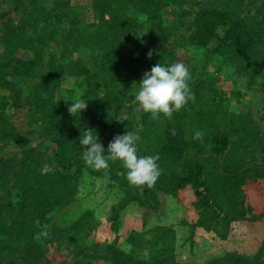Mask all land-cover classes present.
I'll return each instance as SVG.
<instances>
[{
    "label": "trees",
    "instance_id": "trees-1",
    "mask_svg": "<svg viewBox=\"0 0 264 264\" xmlns=\"http://www.w3.org/2000/svg\"><path fill=\"white\" fill-rule=\"evenodd\" d=\"M45 1L0 0V264H264V128L176 50L264 93V0ZM158 62L189 68L194 100L153 120L133 91ZM85 129L105 150L139 135L155 185H130L120 161L88 167Z\"/></svg>",
    "mask_w": 264,
    "mask_h": 264
},
{
    "label": "clouds",
    "instance_id": "clouds-1",
    "mask_svg": "<svg viewBox=\"0 0 264 264\" xmlns=\"http://www.w3.org/2000/svg\"><path fill=\"white\" fill-rule=\"evenodd\" d=\"M147 55L151 58L152 51ZM190 78L189 68L183 63L158 62L150 71L143 72L140 82L136 84L134 102L153 120H158L161 115L169 117L194 100L189 85ZM86 108L87 100L74 99L69 102L67 110L70 115L79 118ZM200 135L197 132L194 138H200ZM140 139L139 135L126 131L115 136L105 150L97 133L94 134L92 129H85L79 137L81 158L93 170H107L109 161H120L122 168L126 170L123 174L130 185L151 188L161 175L159 155L139 156L137 146ZM54 171V167L48 164L41 169L42 174Z\"/></svg>",
    "mask_w": 264,
    "mask_h": 264
},
{
    "label": "rangeland",
    "instance_id": "rangeland-1",
    "mask_svg": "<svg viewBox=\"0 0 264 264\" xmlns=\"http://www.w3.org/2000/svg\"><path fill=\"white\" fill-rule=\"evenodd\" d=\"M46 5L52 3L51 0H46ZM48 3V4H47ZM194 8H197L196 6ZM84 15V19L87 20L86 14ZM167 21L173 20L172 23H176V18L174 17V12L169 11L166 13ZM187 28H180L176 33L175 36L171 39V46L177 47L178 40L183 37L187 36ZM180 56L185 57L186 59L192 61L195 65H197L199 72L201 73L203 78H205V74H207L208 79L212 78H218L217 87L219 90H223L226 92H229L228 100H229V106L232 108V111L235 112H242L244 110L249 109L253 113V118H255L257 121L261 123V126L264 128V93L258 88L248 89L244 88L240 91V96L234 92H236V88L234 85V80L232 76H230L229 73L221 74L220 72L216 71L217 64L211 62L209 60L208 53L204 52H198L194 49L185 50L182 47H179L176 49ZM140 82V80H138ZM137 82V84L139 83ZM137 86V85H136ZM75 87V83L72 79H70L67 82L66 89L70 90ZM137 91V87H135L133 94L135 95ZM135 110L141 111L142 109L135 103ZM19 113V112H17ZM24 116L20 113L16 115L15 121L17 123H23ZM23 128H25L26 123H24ZM38 141H34L33 143H37ZM49 150L52 152L53 148H49ZM48 248L51 251L54 250V248L50 245H48Z\"/></svg>",
    "mask_w": 264,
    "mask_h": 264
}]
</instances>
